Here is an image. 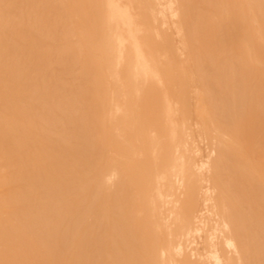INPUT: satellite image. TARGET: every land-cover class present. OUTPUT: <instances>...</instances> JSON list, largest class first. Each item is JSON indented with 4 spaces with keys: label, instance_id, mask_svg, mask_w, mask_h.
<instances>
[{
    "label": "bare ground",
    "instance_id": "bare-ground-1",
    "mask_svg": "<svg viewBox=\"0 0 264 264\" xmlns=\"http://www.w3.org/2000/svg\"><path fill=\"white\" fill-rule=\"evenodd\" d=\"M0 264H264V0H0Z\"/></svg>",
    "mask_w": 264,
    "mask_h": 264
}]
</instances>
